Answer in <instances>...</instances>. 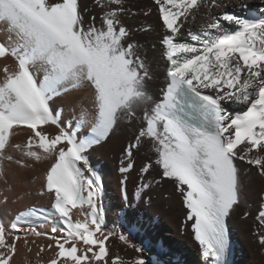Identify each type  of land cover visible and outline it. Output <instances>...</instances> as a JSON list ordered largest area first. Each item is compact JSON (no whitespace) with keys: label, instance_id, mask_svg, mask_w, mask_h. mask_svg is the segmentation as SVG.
Instances as JSON below:
<instances>
[{"label":"snow or ice","instance_id":"1","mask_svg":"<svg viewBox=\"0 0 264 264\" xmlns=\"http://www.w3.org/2000/svg\"><path fill=\"white\" fill-rule=\"evenodd\" d=\"M94 5L99 23L85 19L79 0H0V60L13 61L0 66V179L11 165L31 170L46 162L38 194L51 200L49 209L0 223V264H14L18 244L31 252L40 238L48 243L39 245L35 264H146L142 255L111 253L113 237L138 254L143 249L128 233L106 228L102 176L89 159L125 121L135 131L120 160L123 201L130 200L134 152L147 146L134 199L170 181L205 264H226L227 219L241 202L240 162L264 179V6L239 15L223 0H154L167 68L153 96L147 62L122 20L135 14L125 0ZM201 10L198 30L186 27ZM68 98L79 108L74 127L52 107ZM74 210L83 219H74ZM34 216L52 221L50 232L32 227ZM255 219L264 246V193ZM46 250L52 255L45 262Z\"/></svg>","mask_w":264,"mask_h":264},{"label":"bare ground","instance_id":"2","mask_svg":"<svg viewBox=\"0 0 264 264\" xmlns=\"http://www.w3.org/2000/svg\"><path fill=\"white\" fill-rule=\"evenodd\" d=\"M82 8H87L85 19L90 16L97 17L99 23V9L95 7L94 0H79ZM229 7L225 10H235L239 15L257 13V9L264 6V0H223ZM246 5V7H241ZM125 7L131 13L122 17L123 23L132 29V41L138 44L139 51L149 67L151 79L147 82L148 91L153 96H159L160 90L165 86L167 62L162 57L160 39L164 34L161 27L162 20L159 17L154 0H125ZM151 9L148 15L145 12ZM203 11L197 14L194 21H190L186 27L198 30L204 21ZM150 27V30L140 31V28ZM3 28V25H0ZM184 29H182L183 31ZM0 39L3 33L0 32ZM4 63L12 64L13 61L0 60V66ZM57 111L62 110V119L67 124L72 122L75 126L79 108L71 98L57 99L52 105ZM86 132L87 130H83ZM135 128L127 121L114 132V134L102 145L95 146L89 155L93 167L99 170L103 184V204L105 207V224L108 230L114 228L128 233L134 244L141 247L143 252L136 253L132 248L123 245L117 238H110L108 244L113 255L119 254L126 260H131L137 255H142L146 264H205L200 254L198 243L193 238L191 221L185 224L186 209L183 207L179 194L174 185L168 180H162L159 184H153L152 188L137 202L134 199L135 188L139 186V169L148 163L151 149L141 147L134 152V169L128 174L126 187L130 200L125 203L121 197V183L123 179L119 172L120 160L123 148L126 147ZM83 134V133H82ZM23 136L17 137V142H22ZM241 168V202L227 219L230 244L232 247L231 264H264V246H262L255 230L259 227L255 217L261 204V194L264 193V179L254 168L240 162ZM47 163L36 165L31 170H25L11 165L7 169V175L0 179V223L10 226L16 216L31 208H50L51 200L47 194L39 195L40 180ZM152 176L160 179L153 169ZM5 180L7 181L5 183ZM6 198V199H5ZM248 216L245 218L244 213ZM74 219H83L79 211L74 210ZM53 222L37 227L42 232H50ZM129 229H133L130 233ZM34 239L29 237V240ZM162 240V246L157 242ZM48 241L40 238L32 245V251L28 252L22 242L18 244L14 264H35L36 252L40 244ZM52 255L50 250L42 253L41 258L46 262ZM173 259L177 261L174 263Z\"/></svg>","mask_w":264,"mask_h":264},{"label":"rangeland","instance_id":"3","mask_svg":"<svg viewBox=\"0 0 264 264\" xmlns=\"http://www.w3.org/2000/svg\"><path fill=\"white\" fill-rule=\"evenodd\" d=\"M161 242H162V240H161V241L159 240V241L157 242V246H158L159 248H160V246H162V243H161ZM173 261H174V263H175L177 260H176V259H173Z\"/></svg>","mask_w":264,"mask_h":264}]
</instances>
